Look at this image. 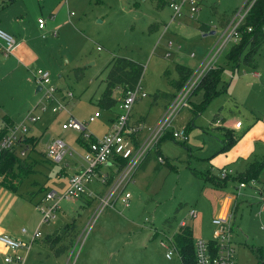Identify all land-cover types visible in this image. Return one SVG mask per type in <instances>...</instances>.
Instances as JSON below:
<instances>
[{
  "label": "rangeland",
  "instance_id": "rangeland-1",
  "mask_svg": "<svg viewBox=\"0 0 264 264\" xmlns=\"http://www.w3.org/2000/svg\"><path fill=\"white\" fill-rule=\"evenodd\" d=\"M245 1L198 0V11L193 15L184 12L173 18V10L162 0H104L100 5L93 0H27L22 12L28 19L26 42L32 49L30 59L25 63L22 57H16L14 61L20 67L11 60L0 64V127L4 116L19 124L25 122L28 114L39 117L35 124L26 123L28 135L39 137L35 150L28 151L33 163L35 160V172L25 178L18 191L22 204L6 221L19 236L23 228L27 229L20 237L25 246L17 252L25 257V264H179V254L173 252L168 258L166 246L183 219L192 224L191 209L209 221L205 224L208 233L215 194L231 193L239 186L236 185L239 181L235 186L229 181L226 190L204 177L195 176L193 171L209 173L212 167L209 161L222 147L225 136L213 126L217 116H228L232 121L239 119L244 124L241 130L233 132L236 140L249 128L250 119L254 117L250 106L264 95V89H259L260 82L251 74L257 69L264 75V45L256 57V68L241 64L234 71L226 57L228 49L223 51L218 64L225 69L227 91L214 98L204 112L194 118L190 108L202 98V91L195 92L190 107L183 109L174 121L176 128L188 127V141L183 144L169 138L161 143L168 164L156 169L158 164L152 159L145 170L137 173L135 181L129 185L132 193L129 208L106 209L93 222L95 203L84 198V205L82 199H62L56 218L45 221L37 205L46 192L65 191L78 160L76 156L66 157L58 164L46 158L47 147L56 138L79 149V133L63 130L62 124L72 116L88 123L89 117L99 111L102 116L89 122L88 129L100 136L108 130V119L119 111L118 104L111 111L100 110L96 105L105 89L104 80L114 57H126L143 66L140 82L147 97L135 103L133 112L137 118L145 116L146 128L151 127L164 111L169 96L176 92L174 83L179 78L176 64L196 68L217 43L220 26L231 20ZM51 14L55 18L47 21V30H40L37 16L48 19ZM202 24L209 25L210 31L201 30ZM77 68H82L80 78L76 76ZM45 72L59 92L74 95L67 108L57 113H53L51 106L43 108L39 103L44 91L39 89L37 78ZM119 93L118 90L115 95ZM28 146L31 149L29 142ZM209 174L220 178L217 168L213 167ZM260 179L264 180V169ZM98 186L94 184L92 188ZM256 196V187L251 182L241 187L233 215L236 264L259 263L256 248L264 242V230L253 232L255 241L249 236L250 227L259 226L251 213V208L258 203ZM169 219H174L172 227L167 224ZM72 222L75 227L64 242L69 248L57 256L47 237ZM37 230L42 235L31 243ZM14 254L0 250V264H16L5 261L6 256Z\"/></svg>",
  "mask_w": 264,
  "mask_h": 264
},
{
  "label": "built area",
  "instance_id": "built-area-1",
  "mask_svg": "<svg viewBox=\"0 0 264 264\" xmlns=\"http://www.w3.org/2000/svg\"><path fill=\"white\" fill-rule=\"evenodd\" d=\"M254 2L255 0H246L243 6L235 11L233 18L225 23L219 32L217 43L209 49L202 62L196 68H192L185 84L176 90L163 113L151 127L146 128L144 120L133 117L135 103L147 97L141 82L120 98L119 111L114 114L108 131L103 135L98 136L88 129L89 122H94L101 117L99 111L89 117L88 123H83L72 116L62 124L63 130L71 129L79 133L77 137L79 149L72 148L64 139L56 138L48 145L46 157L53 163L60 164L65 161L66 157L76 156L78 160L74 167L77 168L70 176L68 186L63 193L56 190L48 191L38 205L45 221L56 218V212L60 209L59 202L62 199L81 200L84 198L95 202L93 222L106 209L121 211L130 207L132 193L129 190V185L135 181L143 164L152 159H155L158 165L166 163L164 155L158 152L162 140L166 137L183 144L188 141L186 127L176 128L174 121L183 109L190 107V100L201 85L203 78L210 70L219 66L218 59L223 51L229 50L242 40L244 32L242 27ZM166 4L173 10V18L183 15L184 12L193 15L198 11V4L195 0H182V2L166 0ZM51 18L53 19V16ZM38 24L43 29L46 19L39 18ZM247 31H251V28L248 27ZM0 43L5 55L11 54L17 46L13 35L2 28H0ZM194 56L195 54L192 53L191 57L194 58ZM37 82L40 89L44 91V96L39 103L43 104V108L51 106L53 113L66 109L68 103L74 98L72 92H59V89L51 83L48 72L41 74L37 78ZM58 92L61 93V97L58 96ZM44 101L45 103H43ZM38 119V116L34 117L32 114H28L24 119L25 122L20 124L4 122L0 127V133H2L0 149L12 151L20 147L23 144L21 141H25L28 136L29 126L26 123L35 124ZM241 124L242 122L238 121L235 126L240 127ZM27 151L28 148L20 150V156H26ZM66 166H69L68 162ZM231 175L230 169L223 168L220 171L221 178L231 177ZM239 183L237 184L239 186L235 188L236 192L234 190L226 196L223 213L212 219L211 238L195 239L197 264H236V251L233 246V215L241 187L245 185L243 182ZM94 184H98L99 188H92ZM259 198L262 203L264 225V191L260 192ZM197 216L198 211L195 209L189 211L191 219ZM186 225L187 222L183 219L179 227ZM22 233L26 234L27 230L23 228ZM41 235L40 230L35 231L30 242H34ZM173 235L169 237L170 244L166 246L169 251L168 258L172 256L173 252L178 253L172 239ZM0 243L15 253L13 256H6V262L25 264V257L17 253L25 246L21 239L2 234Z\"/></svg>",
  "mask_w": 264,
  "mask_h": 264
},
{
  "label": "trees",
  "instance_id": "trees-1",
  "mask_svg": "<svg viewBox=\"0 0 264 264\" xmlns=\"http://www.w3.org/2000/svg\"><path fill=\"white\" fill-rule=\"evenodd\" d=\"M7 1L12 2L14 0ZM93 2L94 4L100 5L104 2V0H93ZM248 27L251 28V31H247ZM242 29L244 30L242 40L233 45L226 54L227 60L232 63L234 71L237 70L241 64L252 68H256L257 66L256 57L264 45V0H255ZM201 30L208 32L210 31V27L207 24H202ZM143 70V66L134 60L121 56L114 57L110 63L109 71L104 80L105 89L97 100V107L100 110L111 111L118 104L120 98L124 97L129 90L134 89L138 85L141 80ZM176 70L179 78L174 83V86L177 90L185 84L192 72V68L177 63ZM224 70L225 69L219 65L218 67L210 70L203 78L201 85L196 90L197 93L198 91H202V98L197 104L193 103L190 108L193 111L194 118L201 115L214 98L227 91L228 83L223 77ZM75 72L76 76L80 78L82 75V68L75 69ZM118 90L120 95H115ZM173 96L174 94L169 96L170 99L168 100V103L171 101ZM154 103H157V101L155 100ZM217 118L218 116L214 119V122L218 120ZM4 122L13 123V121L6 116H4ZM186 129L188 132V127H186ZM1 137L2 133H0V139ZM166 139L168 138L165 137L162 142ZM227 140L228 142H225L224 140L225 145H222V150L228 149L233 143H235V139H233L232 136L228 137ZM28 142L32 146L31 149L28 146ZM38 142L39 137L26 136V140L21 141L24 145L22 144L17 149L12 151H3L0 149L1 187L11 191L12 193H18L20 187L25 181V178L35 172L34 164L36 163L35 160L33 163L28 151H34ZM26 148H28V155L26 157H21L19 151ZM158 152L160 154L162 153L161 147H159ZM47 160L49 159L47 158ZM165 164H168L167 159ZM146 165L147 163L145 162L142 166V170L146 169ZM156 169H159V165ZM263 169L264 160H256L251 163L244 172L235 177L227 176L225 178H217L209 173L203 174L197 173L196 171H193V174L197 177H204L211 180L217 186H226L229 181H239L247 184L252 180L257 179ZM173 220H168V226L172 225ZM74 223L75 222L64 225L63 229L61 228L56 230L47 237V242L52 246V250L55 255L59 256L69 248V244L66 245L64 242H67L68 238L71 237V231L75 227ZM172 239L178 251L180 263L197 264L194 246L196 238L194 237L193 228L189 224L179 227L177 232L174 233ZM60 243H63V245H60ZM212 247L214 248V245H212ZM256 252L258 254V264H264V250L256 249Z\"/></svg>",
  "mask_w": 264,
  "mask_h": 264
},
{
  "label": "crops",
  "instance_id": "crops-1",
  "mask_svg": "<svg viewBox=\"0 0 264 264\" xmlns=\"http://www.w3.org/2000/svg\"><path fill=\"white\" fill-rule=\"evenodd\" d=\"M162 1L166 2V0H162ZM178 1L182 2V0H178ZM195 1L198 4V2H197L198 0H195ZM200 1L201 0H199V2ZM26 4H27V0H14L12 2H9L7 0H0V28L4 29L5 31H7L11 35H13V37L17 40L16 41L17 46H16L15 50L9 55H5L3 53L2 45L0 43V64H3L5 62H8L9 60H11L14 62L16 67H20L18 62L14 61V59L16 57H18V56L22 57L24 59L25 63H28V61L30 59L29 58L30 57L29 52H32V49H30V46L27 44L28 42H26V40H27L26 34H27V29H28L27 28L28 19L25 17L24 13L22 12V10L25 8ZM52 16L54 17V15H52V14H51V16L50 15L48 16V19H46V25L43 29H41L39 27L38 19L44 18V17L43 16H37L36 21H37L38 28L40 30H43V31L47 30V21L53 20L51 18ZM224 25L225 24L223 23L220 27L222 28ZM251 74H252L253 78H255L256 80H258V82H260L259 89L263 90L264 89V75L260 74L257 69L252 70ZM256 95H258V94H256ZM259 99L260 100L257 102V104L253 103V105L250 106V110L252 111L254 117L252 119H250L249 128L241 136L240 139L238 138L236 140L234 138L233 132L237 131V130H241L243 128L244 124L242 123L240 127H236L235 124L238 121H240L239 119L232 121L231 117L228 118V116L226 117L223 115H221V117L218 116V118H217L218 120L216 122H214L213 126L222 130V133L225 136V138L222 140V145L224 144V140L227 139L228 137H231V136L236 141L226 150H222V147H221V149L217 152L218 154H216L209 161V164H211V166H212L211 170H209L210 172H213V167L217 168L218 172H220L223 168H227V169L229 168L232 171L231 176L235 177V176H238V174L244 172L245 169L254 161L264 160V102L260 105L261 101H264V95H261ZM167 105L168 104H166V106ZM162 113H163V111L161 112V114ZM255 113H257V115H255ZM161 114H159L157 116L155 122L158 120V118L160 117ZM133 117L135 119L140 118L146 122L145 116L140 115L139 118H137V117H135L134 112H133ZM112 118H113V116L108 119V122H107L108 128L107 129H109V125H110ZM9 119L12 120L13 122H15L13 119H11V118H9ZM107 131H105L104 133H106ZM151 162H152V160L147 161L146 167L148 165H150ZM75 168H77V167L73 168L74 169L73 173L76 170ZM142 169L140 171H142ZM232 169H234L235 173H233ZM233 182H234L233 184L235 186L236 181H233ZM228 183H227V185H228ZM251 183L253 185H255V187H256L257 196L255 198L257 199V202H258L257 206H254L251 208V213L254 215L256 220L259 222V226L255 225V226L250 227V229H249L250 230L249 236L251 237V239L253 241H255L257 238H256V234H254L255 233L254 231L258 230V229L264 230L262 203H261V200L259 198L260 192L264 191V180H261L260 176H259L257 179L252 180ZM227 185L223 186V187H225L226 190H227ZM98 188H99V186H98ZM98 188H96V189H98ZM229 194L230 193L224 192V191H219V192H217V194H215L217 197H215V203H214L215 208L213 210L211 220L215 216L223 213V211L225 209V207H224L225 199H226V196ZM18 196H19L18 193L17 194L12 193L11 191L0 186V235L7 234V235H10V236H13L15 238L20 239V237L23 236L22 232L20 231V236H19V233L16 230L12 229L10 227V224L8 225L6 223L8 217L10 218L9 215L12 214V211L16 207H18L22 204L20 199L18 198ZM88 201H91V200H88ZM94 203L95 202H93V204ZM237 204H238V202H236L234 213H235V210L237 209ZM82 205H84L83 199H82ZM95 208H96V203H95ZM208 222L209 221L206 220L200 212H198V216L196 218L192 219V221H191L192 224L191 225L189 224V225L193 228V231L195 229L194 233H195L196 238H200V237H202L204 239H210L211 238L212 231H213L212 221H210L211 228L210 229L208 228V233L205 231V224H207ZM169 227H172V225ZM234 228H235V221H233V230H234ZM258 245H260V247L256 248V249H263L264 250V242L262 244H258ZM0 250H2L5 253L11 252L2 243H0ZM179 264H181L180 259H179Z\"/></svg>",
  "mask_w": 264,
  "mask_h": 264
}]
</instances>
